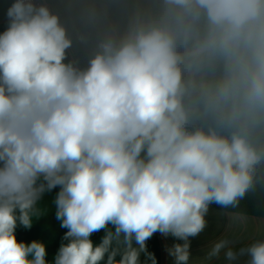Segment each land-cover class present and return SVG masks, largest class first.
Here are the masks:
<instances>
[{"label":"clouds","instance_id":"1","mask_svg":"<svg viewBox=\"0 0 264 264\" xmlns=\"http://www.w3.org/2000/svg\"><path fill=\"white\" fill-rule=\"evenodd\" d=\"M64 11L71 22L47 0H11L0 32V264H139L154 233L188 241L211 204L235 206L264 181V0ZM57 187L66 243L48 260L16 228ZM174 254L187 264L188 244ZM240 255L264 264V240L225 252Z\"/></svg>","mask_w":264,"mask_h":264},{"label":"crops","instance_id":"2","mask_svg":"<svg viewBox=\"0 0 264 264\" xmlns=\"http://www.w3.org/2000/svg\"><path fill=\"white\" fill-rule=\"evenodd\" d=\"M54 10L61 12L62 16L71 22V16L65 13V0H47ZM11 0H0V32L7 27L6 9ZM76 55L82 61L86 58V52L82 49L76 51ZM59 188L51 192H45L37 202L33 213V224L30 229H25L22 225L17 226L16 236L19 241L30 243L33 240L43 241L47 244L48 260H52L58 252L67 229L60 227V222L55 216L54 198ZM206 227L195 237H190L188 241L176 238L171 234H161L156 232L151 236V264H177L174 254L176 245L188 244L187 264H247L249 257L240 255L236 261L229 262L225 258L228 248L239 252L246 249L250 244L258 240H264V216H251L217 209L209 206L205 216ZM105 232L101 230L91 236L94 243H99ZM229 241L228 246L222 249L218 256L209 258V253L213 245L220 241ZM133 246L138 248L133 242ZM113 247L122 252L124 244L121 240L114 241ZM117 260L120 255H117Z\"/></svg>","mask_w":264,"mask_h":264},{"label":"trees","instance_id":"3","mask_svg":"<svg viewBox=\"0 0 264 264\" xmlns=\"http://www.w3.org/2000/svg\"><path fill=\"white\" fill-rule=\"evenodd\" d=\"M256 185L261 186V188L254 193H251V190H249L235 206L222 207L215 203L211 205L217 209L230 212L251 216H264V181H258ZM133 242L135 243V241ZM139 264H151V238L145 242V250L139 253Z\"/></svg>","mask_w":264,"mask_h":264},{"label":"rangeland","instance_id":"4","mask_svg":"<svg viewBox=\"0 0 264 264\" xmlns=\"http://www.w3.org/2000/svg\"><path fill=\"white\" fill-rule=\"evenodd\" d=\"M261 186L256 185L253 189H251V193H254L255 191H258Z\"/></svg>","mask_w":264,"mask_h":264}]
</instances>
